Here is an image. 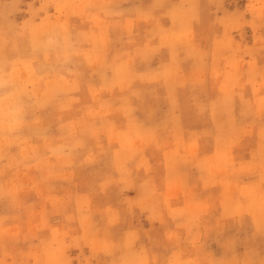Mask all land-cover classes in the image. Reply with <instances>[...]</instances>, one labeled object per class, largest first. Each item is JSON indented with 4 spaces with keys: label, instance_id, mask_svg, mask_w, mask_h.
Wrapping results in <instances>:
<instances>
[{
    "label": "rangeland",
    "instance_id": "obj_1",
    "mask_svg": "<svg viewBox=\"0 0 264 264\" xmlns=\"http://www.w3.org/2000/svg\"><path fill=\"white\" fill-rule=\"evenodd\" d=\"M262 260L264 0H0V264Z\"/></svg>",
    "mask_w": 264,
    "mask_h": 264
},
{
    "label": "snow or ice",
    "instance_id": "obj_2",
    "mask_svg": "<svg viewBox=\"0 0 264 264\" xmlns=\"http://www.w3.org/2000/svg\"><path fill=\"white\" fill-rule=\"evenodd\" d=\"M260 264H264V260H262V261L260 262Z\"/></svg>",
    "mask_w": 264,
    "mask_h": 264
},
{
    "label": "bare ground",
    "instance_id": "obj_3",
    "mask_svg": "<svg viewBox=\"0 0 264 264\" xmlns=\"http://www.w3.org/2000/svg\"><path fill=\"white\" fill-rule=\"evenodd\" d=\"M124 84V83H123ZM124 86V85H123Z\"/></svg>",
    "mask_w": 264,
    "mask_h": 264
}]
</instances>
